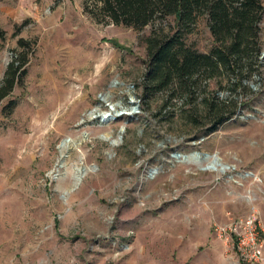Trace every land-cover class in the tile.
Returning <instances> with one entry per match:
<instances>
[{
	"label": "rangeland",
	"instance_id": "rangeland-1",
	"mask_svg": "<svg viewBox=\"0 0 264 264\" xmlns=\"http://www.w3.org/2000/svg\"><path fill=\"white\" fill-rule=\"evenodd\" d=\"M86 1L0 0V87L25 63L0 101V264H237L214 227L254 213L264 238V16L242 87L224 72L148 96L152 27ZM185 39L215 46L203 18ZM204 98L240 107L211 130Z\"/></svg>",
	"mask_w": 264,
	"mask_h": 264
},
{
	"label": "trees",
	"instance_id": "trees-1",
	"mask_svg": "<svg viewBox=\"0 0 264 264\" xmlns=\"http://www.w3.org/2000/svg\"><path fill=\"white\" fill-rule=\"evenodd\" d=\"M85 12L98 22L135 29L152 27L146 38L149 60L143 81L148 96L169 93L192 99L198 80H211L224 72L236 77L242 87L250 71L245 70L243 60L258 63L261 55L263 0H87ZM200 18L207 21L214 38L215 46L209 53L186 44L185 35ZM169 19L174 24H168ZM24 64H9L0 87V101L10 95L23 76ZM203 101L206 113L217 111L211 130L235 117L240 107L232 102L233 110L228 112L227 102Z\"/></svg>",
	"mask_w": 264,
	"mask_h": 264
},
{
	"label": "built area",
	"instance_id": "built-area-1",
	"mask_svg": "<svg viewBox=\"0 0 264 264\" xmlns=\"http://www.w3.org/2000/svg\"><path fill=\"white\" fill-rule=\"evenodd\" d=\"M214 233L238 255L237 264H263L264 238L255 214L232 218L226 224L215 225Z\"/></svg>",
	"mask_w": 264,
	"mask_h": 264
},
{
	"label": "bare ground",
	"instance_id": "bare-ground-1",
	"mask_svg": "<svg viewBox=\"0 0 264 264\" xmlns=\"http://www.w3.org/2000/svg\"><path fill=\"white\" fill-rule=\"evenodd\" d=\"M109 115H108V113H104L103 115H102V117H103V119L104 118H106V117H108ZM111 116V115H110ZM117 116H120V114H117ZM108 120H110V118L108 117ZM210 156V155H209ZM208 159H211V157H206V160H208ZM213 162H216L217 163V166L219 165L220 167H222V170L224 169V168H226L225 167V165L224 164H220V162L217 160V159H215ZM213 169H214V167H213ZM226 170V169H225Z\"/></svg>",
	"mask_w": 264,
	"mask_h": 264
},
{
	"label": "water",
	"instance_id": "water-1",
	"mask_svg": "<svg viewBox=\"0 0 264 264\" xmlns=\"http://www.w3.org/2000/svg\"><path fill=\"white\" fill-rule=\"evenodd\" d=\"M108 120V117L104 118L103 121H107Z\"/></svg>",
	"mask_w": 264,
	"mask_h": 264
}]
</instances>
